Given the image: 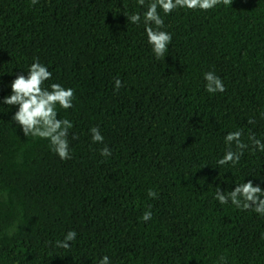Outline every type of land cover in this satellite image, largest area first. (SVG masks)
Listing matches in <instances>:
<instances>
[{
	"label": "trees",
	"instance_id": "trees-1",
	"mask_svg": "<svg viewBox=\"0 0 264 264\" xmlns=\"http://www.w3.org/2000/svg\"><path fill=\"white\" fill-rule=\"evenodd\" d=\"M147 3L0 0V264H264V217L215 199L248 180L264 189V152L217 165L230 132L264 142V0L164 16L172 42L159 60L143 22L126 18ZM34 58L52 72L45 87L75 91L73 108L57 109L74 125L67 161L2 103ZM209 71L224 93L205 91Z\"/></svg>",
	"mask_w": 264,
	"mask_h": 264
},
{
	"label": "clouds",
	"instance_id": "clouds-1",
	"mask_svg": "<svg viewBox=\"0 0 264 264\" xmlns=\"http://www.w3.org/2000/svg\"><path fill=\"white\" fill-rule=\"evenodd\" d=\"M39 0H30V5L35 6ZM233 0H148L146 11L128 15L127 22L133 25H139L143 22L144 31L147 37V44L151 48L154 57L159 60L164 57L168 47L172 42L171 33L162 30L164 28V16H168L177 9L188 11L208 12L223 5L225 8L232 7ZM137 5L145 7L146 0H137ZM163 13V16L161 15ZM52 78V72L40 63L39 58H34L29 66L27 76L19 74L11 82V94L3 98L2 103L9 107L18 106V110L12 116L15 122L22 130L25 137L31 136L33 139L49 141L51 151H53L60 160L67 161L71 159L69 152L68 135L69 130L74 127L68 119H57L58 108L69 110L73 108L75 91L72 88H65L61 84L52 83L45 87V83ZM205 91L209 94L224 93L226 91L223 80L214 72L209 71L204 74ZM115 89L118 91L122 87L120 79L115 80ZM248 123H252L249 121ZM93 144H103L104 137L98 127H92L90 130ZM242 131L230 132L225 136V143L228 150L217 160L218 166L231 165L235 167L244 154V150L251 146L253 152H264V142L257 139L256 136H249V144L242 140ZM76 138L75 136L73 137ZM236 150H232V145ZM100 155L108 157L111 155L110 149L105 145L100 150ZM148 196L157 198L156 191L149 189ZM215 199L221 204L231 203L236 209L241 211H254L261 217H264V189L259 185L254 186L251 180L237 184L234 190L227 193L220 189L215 194ZM152 219L151 210L145 211L140 220L148 222ZM77 233L68 231L63 240H57L58 248L69 249V242L76 240ZM221 264H226L225 257L221 256ZM99 264H111L108 256H103Z\"/></svg>",
	"mask_w": 264,
	"mask_h": 264
}]
</instances>
